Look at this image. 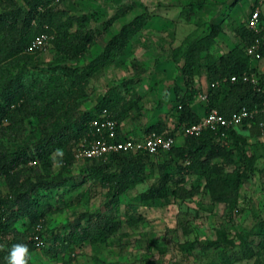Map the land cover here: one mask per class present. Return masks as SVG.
Instances as JSON below:
<instances>
[{
	"label": "trees",
	"instance_id": "trees-1",
	"mask_svg": "<svg viewBox=\"0 0 264 264\" xmlns=\"http://www.w3.org/2000/svg\"><path fill=\"white\" fill-rule=\"evenodd\" d=\"M55 1L64 0H0V186L1 183L3 185L0 187V264H7L6 257L15 244L27 245L28 264H31L30 253L38 248L32 238L36 232L45 242L49 240L57 252H72L86 241L92 244L107 242L122 227L118 208L121 196L156 172L158 176L141 193L143 201L170 195L181 201L194 198L201 192L200 185L187 186L185 183V176L194 173L204 176V189L213 202L234 205L242 183L248 178V169L253 165V158L242 150L246 138L231 126L226 128L224 136L205 129L197 136L183 135V142L178 143V135L174 131H180L182 125L200 118L190 102L198 92L195 77L202 65L199 57L202 52L210 50L220 33V28L213 25L208 34L189 41L185 49L182 66L185 90L176 88V128L167 132L176 137L173 146L164 151L166 154L162 159L156 160L143 151L116 152L109 159H86L89 163L83 179L89 178L106 189L108 204L105 210L82 211L66 227L46 234L48 214L66 206L64 191L58 192L55 204L51 201L50 192L56 187L74 186L76 182L73 176L51 177L55 161L58 160L62 166L74 162L76 147L88 134L89 119L104 107L118 122L117 139L123 137L120 123L127 108L119 98H108L94 111L81 109L78 97L85 93L90 76L121 54L146 21L142 16H136L123 25L108 40L104 50L83 66L61 65L41 69L36 61L40 50L27 49L38 33L47 31L53 35L56 59L61 61L79 60L88 55L96 37L94 31L86 29V16L68 15L66 10L53 4ZM122 11V14L113 15L109 22L127 12L126 9ZM262 20L261 15L258 32L246 25L238 28L242 44L217 57L210 56L205 64L211 83L204 100L205 113L216 108L230 117L242 106L257 108L258 112L250 121H243L249 124L251 135L263 132L260 122L264 121V72L251 66L252 59L246 47L257 36L263 40ZM262 50L264 53V44ZM243 72H253L258 82L230 80L232 75ZM219 81L222 82L212 85ZM29 118L35 119L36 127L27 131ZM162 129L159 125L147 131L161 132ZM227 136L242 154L231 170H225V164L214 160L223 157L227 162H234V149L221 141ZM57 150L63 155H57ZM137 220L134 216L128 219L129 223ZM39 223L42 228L37 231ZM198 242L185 241L183 247L194 248ZM199 243L203 249L217 245L211 240ZM95 264L106 262L97 258Z\"/></svg>",
	"mask_w": 264,
	"mask_h": 264
},
{
	"label": "rangeland",
	"instance_id": "rangeland-1",
	"mask_svg": "<svg viewBox=\"0 0 264 264\" xmlns=\"http://www.w3.org/2000/svg\"><path fill=\"white\" fill-rule=\"evenodd\" d=\"M53 4L66 10L68 15L86 16V29L94 31L96 37L88 55L79 60L63 61L56 59L52 37L36 54L41 69L83 66L104 50L108 40L123 25L136 16L146 20L122 53L90 76L85 93L78 97L81 109L94 111L108 98H119L127 108L120 128L137 135L159 125L163 133L176 128V88L185 90L182 66L189 41L208 34L213 25L220 28L210 50L199 57L202 65L195 77L198 92L194 97L197 111L205 105L199 94L210 90L205 65L209 57H217L242 44L238 28L246 24L254 6H260L264 24V0H64ZM124 9L127 10L124 15L109 22ZM251 66L264 72V56L251 60ZM27 122V131L36 127L35 119L29 118ZM247 124L242 122L234 126L246 138L243 152L253 158L248 178L242 183L234 205L213 202L204 189V176L194 173L185 176L187 186L199 184L201 187L194 198L181 201L170 195L143 201L141 193L158 176L156 172L121 196L118 208L122 227L107 242L92 244L86 241L72 252H57L48 240L43 247L31 251V264H95L97 258L106 264H264V130L261 135H251ZM174 131L178 143H182L183 135L178 129ZM226 138L221 141L234 149V162H227L223 157L214 160L225 164V170H231L242 154L232 139ZM165 154L151 157L162 159ZM88 163L75 159L71 165L62 166L55 161L51 177L73 176L76 182L74 186L56 187L50 192L55 204L58 192L64 191L66 206L48 214L47 235L66 227L82 211L105 210L108 204L106 189L89 178L83 179ZM131 216L138 218L136 223H129ZM205 240L215 241L217 245L203 249L199 242ZM185 241L199 242L194 248H184Z\"/></svg>",
	"mask_w": 264,
	"mask_h": 264
},
{
	"label": "built area",
	"instance_id": "built-area-1",
	"mask_svg": "<svg viewBox=\"0 0 264 264\" xmlns=\"http://www.w3.org/2000/svg\"><path fill=\"white\" fill-rule=\"evenodd\" d=\"M260 17V6H254L246 21V27L254 32H258L260 30ZM52 37L53 35L47 31L38 33L28 45V51L44 49L50 43ZM263 44L264 42L261 37L257 36L246 47L247 54L252 60H260L263 58ZM239 79L253 84L258 82V78L253 72H243L240 75H232L230 78L231 81ZM221 82L219 81L212 85ZM206 96V93L202 94L203 99H206ZM257 112V108L249 109L246 106H242L238 111L233 112L230 117H226L218 109L213 108L200 116L198 121L182 125L180 132L184 136H197L205 129H210L215 132H220L224 136L226 135V128L240 124L244 120L250 121ZM260 126L264 130V121L260 122ZM117 134L118 122L108 108L104 107L98 114H95L89 119L88 134L79 142L75 152L76 159H109L116 152L143 151L151 155H156L169 150L176 140L174 135L156 130H150L138 136H123L120 139H117ZM41 228V224H37V231L41 230ZM32 238L36 241L38 247L46 243L38 232L34 233Z\"/></svg>",
	"mask_w": 264,
	"mask_h": 264
},
{
	"label": "clouds",
	"instance_id": "clouds-1",
	"mask_svg": "<svg viewBox=\"0 0 264 264\" xmlns=\"http://www.w3.org/2000/svg\"><path fill=\"white\" fill-rule=\"evenodd\" d=\"M56 154L59 156L63 155L62 151L60 150H57ZM28 258H29V249L27 245L15 244L10 249L6 257V262L7 264H28Z\"/></svg>",
	"mask_w": 264,
	"mask_h": 264
},
{
	"label": "crops",
	"instance_id": "crops-1",
	"mask_svg": "<svg viewBox=\"0 0 264 264\" xmlns=\"http://www.w3.org/2000/svg\"><path fill=\"white\" fill-rule=\"evenodd\" d=\"M205 94V93H204ZM199 98H202L203 99V97H202V94L200 93L199 94ZM205 100V99H204ZM194 101H195V99H193L191 102H190V105H191V107H192V109H193V111L194 112H196L198 115H200V116H202L204 113H205V110H204V107H199V109L197 110V111H195L196 109H194ZM122 123V122H121ZM120 123V127H121V124ZM121 132H122V135L123 136H136L138 133H126L124 130H123V128H122V130H121ZM138 136V135H137Z\"/></svg>",
	"mask_w": 264,
	"mask_h": 264
}]
</instances>
